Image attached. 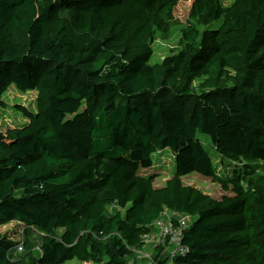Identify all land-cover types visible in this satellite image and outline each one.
Instances as JSON below:
<instances>
[{
  "label": "trees",
  "instance_id": "obj_1",
  "mask_svg": "<svg viewBox=\"0 0 264 264\" xmlns=\"http://www.w3.org/2000/svg\"><path fill=\"white\" fill-rule=\"evenodd\" d=\"M181 1L0 0V105L11 86L37 92L0 134V227L27 228L24 253L0 234V264H150L165 210L195 219L176 264H264V0H193L181 49L151 65ZM167 149L175 172L156 187Z\"/></svg>",
  "mask_w": 264,
  "mask_h": 264
},
{
  "label": "rangeland",
  "instance_id": "obj_2",
  "mask_svg": "<svg viewBox=\"0 0 264 264\" xmlns=\"http://www.w3.org/2000/svg\"><path fill=\"white\" fill-rule=\"evenodd\" d=\"M235 0H222L224 6L228 7L234 3ZM193 5V0H182L178 3L173 11V20L170 23L169 29L166 32H157L153 44L154 54L151 58L150 64L155 65L163 61L164 58L171 55L172 51L181 49L182 31L189 26L190 14ZM222 21L215 22L209 26L196 25L200 33L210 29H217ZM198 81L195 83L198 86ZM37 92L28 91L23 93L15 86H11L8 91L3 95V105H0V134H6L9 130L19 128L28 123V119L24 113L20 111L25 108L29 112L36 111ZM199 139L202 141L204 148L208 151L216 167L222 165L221 157L216 151L211 139L205 135L199 134ZM153 164H158V174L160 177L157 179L156 187H163L168 179L173 176L175 172V158L174 152L170 149L158 152L153 156ZM225 165L231 167L230 169L225 166L223 171L231 173L234 167L225 161ZM240 172L244 168L239 167ZM149 172V171H147ZM259 174L261 171L258 172ZM257 175V174H256ZM189 185H194L204 192L212 195L215 198H221L225 192L219 186L214 185L210 180L199 177L198 175H191L185 179ZM116 212V207L108 208V215H113ZM195 220V219H194ZM27 228L17 222H11L5 226L0 227V234L11 237L14 241H25ZM37 242V249H40L41 236L35 231L31 232V236ZM24 253V252H23ZM69 264H79L77 261H72Z\"/></svg>",
  "mask_w": 264,
  "mask_h": 264
},
{
  "label": "built area",
  "instance_id": "obj_3",
  "mask_svg": "<svg viewBox=\"0 0 264 264\" xmlns=\"http://www.w3.org/2000/svg\"><path fill=\"white\" fill-rule=\"evenodd\" d=\"M193 222L190 215L165 210L154 224L156 232L144 236L146 249L139 253L140 258L146 259L150 264H176L179 258L189 252L184 236ZM16 249L23 252V242Z\"/></svg>",
  "mask_w": 264,
  "mask_h": 264
}]
</instances>
